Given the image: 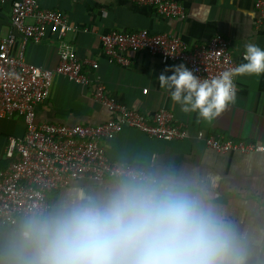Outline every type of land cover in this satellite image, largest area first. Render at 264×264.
<instances>
[{
    "label": "crops",
    "instance_id": "1",
    "mask_svg": "<svg viewBox=\"0 0 264 264\" xmlns=\"http://www.w3.org/2000/svg\"><path fill=\"white\" fill-rule=\"evenodd\" d=\"M12 1L0 0V36L11 30ZM253 1L180 0L186 11L184 19L163 17L152 6L133 0H38V3L42 8L63 12L78 26L66 38L73 43L79 58L97 61L96 72L110 95L146 114L166 107L188 130V138L166 141L124 127L113 139L103 142L109 158L145 166L157 174L170 172L186 183H197L243 237L248 249L246 264H264V152L219 153L194 136L196 131L217 132L225 137L264 143V74L236 77L235 102L208 122L196 114L182 113L180 106L171 101L169 92L159 88L161 72L177 63L162 62L157 56L139 51L128 53V66L113 65L102 56L98 38L99 33L116 28L170 32L190 44L221 34L229 42L232 59L241 64L245 45L253 43L264 49V23L258 22ZM19 45L17 36L13 50ZM24 53L28 62L44 68L55 67L59 59L52 36L38 42L27 41ZM144 88L146 92L142 93ZM107 117V111L91 97L86 86L61 76L54 78L48 98L35 110L36 121L98 123ZM24 132L25 124L20 118L0 117V167L7 162L1 153L8 137H20ZM109 181L78 179L69 187L49 194L51 208L72 189L98 194ZM22 222L23 218H19L12 227H0V253Z\"/></svg>",
    "mask_w": 264,
    "mask_h": 264
},
{
    "label": "built area",
    "instance_id": "2",
    "mask_svg": "<svg viewBox=\"0 0 264 264\" xmlns=\"http://www.w3.org/2000/svg\"><path fill=\"white\" fill-rule=\"evenodd\" d=\"M133 1L152 6L163 17H186L180 0ZM253 5L258 22L264 23V0H254ZM9 14L11 30L0 36V117L20 118L25 132L20 137H8L1 153L7 162L0 167V227L14 226L31 209L52 207L49 194L78 179L108 181L121 169L137 166L109 158L103 144L124 127L166 141L189 137L186 125L170 109L161 107L146 114L110 95L96 72L97 61L79 58L73 43L66 38L78 26L63 12L42 8L38 0H14ZM17 36L20 45L15 51ZM48 36L55 39L57 65L44 68L28 62L24 53L26 42H38ZM98 38L104 59L121 67L130 64L128 53L139 51L157 56L162 62L183 63L200 78H211L239 65L232 59L229 42L221 34L190 44L170 32L116 28L99 33ZM56 76L86 86L108 117L98 123L36 121V107L48 98ZM145 92L146 88L142 89ZM194 136L219 153L264 152V143L225 137L217 132L196 131Z\"/></svg>",
    "mask_w": 264,
    "mask_h": 264
},
{
    "label": "clouds",
    "instance_id": "3",
    "mask_svg": "<svg viewBox=\"0 0 264 264\" xmlns=\"http://www.w3.org/2000/svg\"><path fill=\"white\" fill-rule=\"evenodd\" d=\"M243 61L211 78L183 63L165 68L159 88L182 113L211 122L235 102L236 77L264 74L258 45H245ZM247 256L243 237L205 189L132 166L113 174L102 193L72 189L54 208L29 210L0 264H246Z\"/></svg>",
    "mask_w": 264,
    "mask_h": 264
}]
</instances>
